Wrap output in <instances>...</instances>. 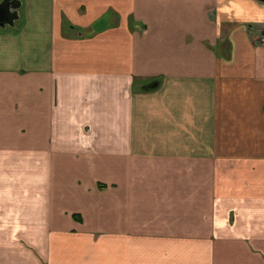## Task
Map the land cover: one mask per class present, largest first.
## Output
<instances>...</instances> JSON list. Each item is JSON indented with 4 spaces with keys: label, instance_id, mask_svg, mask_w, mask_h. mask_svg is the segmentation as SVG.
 Segmentation results:
<instances>
[{
    "label": "crops",
    "instance_id": "obj_1",
    "mask_svg": "<svg viewBox=\"0 0 264 264\" xmlns=\"http://www.w3.org/2000/svg\"><path fill=\"white\" fill-rule=\"evenodd\" d=\"M4 2L0 264H264V0Z\"/></svg>",
    "mask_w": 264,
    "mask_h": 264
},
{
    "label": "water",
    "instance_id": "obj_2",
    "mask_svg": "<svg viewBox=\"0 0 264 264\" xmlns=\"http://www.w3.org/2000/svg\"><path fill=\"white\" fill-rule=\"evenodd\" d=\"M260 1H262V0H260ZM13 17H14V14L10 10V3L9 2L8 3H6V2L2 3L0 5V26L4 27L8 21L11 23L13 20ZM153 85L154 84H152V86ZM157 87H155V88H157ZM155 88H152V89L145 88L144 90L145 91H151V90H154Z\"/></svg>",
    "mask_w": 264,
    "mask_h": 264
},
{
    "label": "built area",
    "instance_id": "obj_3",
    "mask_svg": "<svg viewBox=\"0 0 264 264\" xmlns=\"http://www.w3.org/2000/svg\"><path fill=\"white\" fill-rule=\"evenodd\" d=\"M262 44L264 45V39H262Z\"/></svg>",
    "mask_w": 264,
    "mask_h": 264
}]
</instances>
